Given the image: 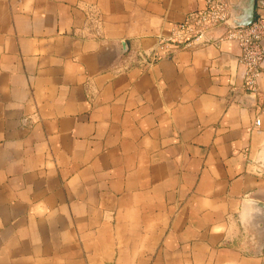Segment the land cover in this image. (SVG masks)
Here are the masks:
<instances>
[{"label":"crops","instance_id":"1","mask_svg":"<svg viewBox=\"0 0 264 264\" xmlns=\"http://www.w3.org/2000/svg\"><path fill=\"white\" fill-rule=\"evenodd\" d=\"M204 6L0 0V264H264V61L152 58Z\"/></svg>","mask_w":264,"mask_h":264},{"label":"built area","instance_id":"2","mask_svg":"<svg viewBox=\"0 0 264 264\" xmlns=\"http://www.w3.org/2000/svg\"><path fill=\"white\" fill-rule=\"evenodd\" d=\"M233 0H205L201 9L189 12L183 21L173 25L166 36L158 39L157 46L152 52L153 60L165 57L175 49L189 47L193 43L204 40L209 34L218 29H224L227 39H234L240 48L239 61L245 68V86L257 93V78L264 61V18L258 16L247 27L230 28L231 4ZM208 42V41H207ZM264 107V103H263ZM260 125V120H256Z\"/></svg>","mask_w":264,"mask_h":264},{"label":"water","instance_id":"3","mask_svg":"<svg viewBox=\"0 0 264 264\" xmlns=\"http://www.w3.org/2000/svg\"><path fill=\"white\" fill-rule=\"evenodd\" d=\"M255 7V0H246L244 3H234L232 1L229 27L236 29L251 25L255 20ZM226 30L227 29L224 28V31ZM250 203L264 207L263 204H259L254 201H251Z\"/></svg>","mask_w":264,"mask_h":264}]
</instances>
